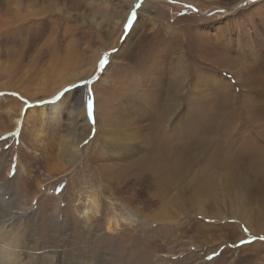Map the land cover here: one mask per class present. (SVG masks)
Here are the masks:
<instances>
[{
    "label": "rangeland",
    "instance_id": "rangeland-1",
    "mask_svg": "<svg viewBox=\"0 0 264 264\" xmlns=\"http://www.w3.org/2000/svg\"><path fill=\"white\" fill-rule=\"evenodd\" d=\"M107 1L0 0V213L78 264H264V0Z\"/></svg>",
    "mask_w": 264,
    "mask_h": 264
},
{
    "label": "bare ground",
    "instance_id": "bare-ground-1",
    "mask_svg": "<svg viewBox=\"0 0 264 264\" xmlns=\"http://www.w3.org/2000/svg\"><path fill=\"white\" fill-rule=\"evenodd\" d=\"M97 2L102 3V5H105L108 1L107 0H97ZM139 5H140V7L142 6L141 3ZM140 17H142V16L141 15L137 16L138 19H140ZM133 27H135V26H133ZM92 65H93V62H92ZM77 75H79V74L72 73V77H76ZM60 108H61V103L41 107V110L38 112V114H36L38 126H37L36 131L34 132L33 137H36V139H37V137H39L40 132L42 131L44 126L46 124L50 123L51 120L53 119V117H56V115L58 114V110ZM72 108H73L72 112L77 113L78 115L81 114L83 111V106L79 103L74 105ZM18 121H20V118ZM2 127H5V126H2ZM80 128L81 129H79V130H82L83 132H79L76 135L78 141H80L81 138H83L86 135L84 132L89 130L90 125H89L88 121L83 119ZM76 132H78V131H76ZM75 133H74V135H75ZM106 143H109V142L107 141ZM77 144L72 148L75 152L77 150ZM126 145H127L126 142H123L121 144V146H123V147ZM73 159H74V157H73ZM66 160H67V158H66ZM67 161H71V160H67ZM59 163L60 164L54 163V165L52 163L51 165H53V167L50 168L48 166L49 170L52 169V170H55V172H56V170L58 172L65 171L66 168H65V166L62 165L63 162L61 163L59 161ZM68 164H69V162H68ZM8 182H9V180L6 176H3L2 178H0V203H5L7 200H9L11 198L10 196L12 194V191L10 189L11 187H10ZM4 196H6V198ZM57 197H61V196H57ZM76 201H77V207H76L77 210L81 213V216L84 217V219H86V220L89 219L90 214H92L94 212L96 213L98 211L99 205H98L97 197L95 196V194L88 193V194L84 195V198H81V200L77 199ZM26 205H25V203L22 205V208H20L21 210H19V212H21V213H19L18 215L17 214L15 215L12 213L11 214L10 213H0V264H62V263L67 264V260L70 259V257L74 260V258L76 256H72V254H75V253H72V251H69V248H67L65 246H61L60 249L59 248L54 249L48 245L49 248H48V250H46V253H44L45 249L43 247H41V244H44L46 242L48 244H53V243H55L54 242L55 238L53 239L52 237H50L49 240L45 241V239H44V240L38 241L35 237H33V235L32 236L29 235L24 228L18 229V227L23 226L22 220H23V216H25V212L27 210ZM133 211H136V210H133ZM86 212H87V215H85ZM108 223H109V226L114 225L115 219L108 221ZM78 230H79V228H78ZM55 244H53V245H55ZM59 250H61V251H59ZM69 252L71 253L70 255L67 254ZM90 254H92V253H90ZM64 256H66V258H64ZM92 256L97 257V255L95 253H93ZM67 257H69V258L67 259ZM80 257H81V254H79V257H76V260H74L75 264H78L77 261L80 260Z\"/></svg>",
    "mask_w": 264,
    "mask_h": 264
},
{
    "label": "snow or ice",
    "instance_id": "snow-or-ice-1",
    "mask_svg": "<svg viewBox=\"0 0 264 264\" xmlns=\"http://www.w3.org/2000/svg\"><path fill=\"white\" fill-rule=\"evenodd\" d=\"M139 7L140 5L137 4L136 8H139ZM136 16H137V13L135 10H133L127 20V24L125 25L126 29L130 28L133 25V21L136 19ZM108 63H109L108 56L107 54H105V56L99 61V65H98L99 69L103 70L107 66ZM86 83H93V81H86ZM86 104H87L88 115L91 117L94 114V99L91 95L87 98ZM260 239L264 240V237H261Z\"/></svg>",
    "mask_w": 264,
    "mask_h": 264
},
{
    "label": "trees",
    "instance_id": "trees-1",
    "mask_svg": "<svg viewBox=\"0 0 264 264\" xmlns=\"http://www.w3.org/2000/svg\"><path fill=\"white\" fill-rule=\"evenodd\" d=\"M180 1H184V0H180ZM187 2V1H186ZM192 3V2H191ZM193 4V3H192ZM194 7H195V9L197 8V6L194 4ZM185 10H186V12H188L189 14H193L192 15V17L193 16H197L196 14H194V13H192V12H189V10H188V8H185Z\"/></svg>",
    "mask_w": 264,
    "mask_h": 264
},
{
    "label": "clouds",
    "instance_id": "clouds-1",
    "mask_svg": "<svg viewBox=\"0 0 264 264\" xmlns=\"http://www.w3.org/2000/svg\"><path fill=\"white\" fill-rule=\"evenodd\" d=\"M85 215H87V212L85 213Z\"/></svg>",
    "mask_w": 264,
    "mask_h": 264
},
{
    "label": "water",
    "instance_id": "water-1",
    "mask_svg": "<svg viewBox=\"0 0 264 264\" xmlns=\"http://www.w3.org/2000/svg\"><path fill=\"white\" fill-rule=\"evenodd\" d=\"M187 6V5H186ZM212 13H214V12H212Z\"/></svg>",
    "mask_w": 264,
    "mask_h": 264
}]
</instances>
